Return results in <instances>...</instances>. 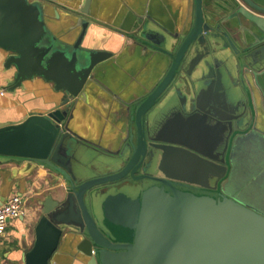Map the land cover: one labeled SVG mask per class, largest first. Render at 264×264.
<instances>
[{"label": "water", "instance_id": "obj_1", "mask_svg": "<svg viewBox=\"0 0 264 264\" xmlns=\"http://www.w3.org/2000/svg\"><path fill=\"white\" fill-rule=\"evenodd\" d=\"M91 2L70 13L65 33H81L69 42L50 34L45 6L0 0V48L16 68L11 90L38 75L62 94L46 114L0 122V156L36 161L66 183L36 211L22 264H55L62 241L82 264H264V214L240 199L264 212V134L256 126L264 4L196 0L194 23L178 30L142 21L136 39L168 69L138 93L115 96L127 126L111 150L71 127L113 56L83 45L91 23L77 15H90Z\"/></svg>", "mask_w": 264, "mask_h": 264}, {"label": "crops", "instance_id": "obj_2", "mask_svg": "<svg viewBox=\"0 0 264 264\" xmlns=\"http://www.w3.org/2000/svg\"><path fill=\"white\" fill-rule=\"evenodd\" d=\"M45 6L50 34L60 40L74 42L81 27L65 33L73 24L70 13L82 7L84 0H29ZM264 4V0H256ZM209 0H205V5ZM77 14V13H76ZM90 21L83 45L106 49L113 56L106 60L98 77L100 85L89 84L87 96L74 110L71 127L87 140L108 149H117L127 126L126 111L115 96L134 95L145 85L159 81L168 69V61L158 53L145 49L136 36L140 23L153 17L174 30L193 24L196 0H92L90 15L78 14ZM151 22V21H150ZM153 23L151 22V25ZM12 53L0 48V122L20 123L28 115L46 114L62 97L55 83L34 76L11 90L16 73L6 67ZM111 91V94L109 93ZM258 102L257 130L264 134V76L256 87ZM56 187L64 193V178L48 167L30 160L0 156V205L12 194L24 199L25 214L11 219L0 236V264H22L23 254L36 238V211L47 197L58 199ZM55 264H82L69 241H62L55 255Z\"/></svg>", "mask_w": 264, "mask_h": 264}, {"label": "built area", "instance_id": "obj_3", "mask_svg": "<svg viewBox=\"0 0 264 264\" xmlns=\"http://www.w3.org/2000/svg\"><path fill=\"white\" fill-rule=\"evenodd\" d=\"M5 89L0 90V94L4 95ZM24 199L19 194H12L9 198L0 205V236L6 232L8 222L11 219H16L24 216Z\"/></svg>", "mask_w": 264, "mask_h": 264}, {"label": "flooded vegetation", "instance_id": "obj_4", "mask_svg": "<svg viewBox=\"0 0 264 264\" xmlns=\"http://www.w3.org/2000/svg\"><path fill=\"white\" fill-rule=\"evenodd\" d=\"M173 183H174V185H175L177 188L182 189V190H190V191H192V192H194V193H197V194H203V193L211 194L210 191H201V190L196 189V188H194V187H189V186H187V185H185V184H181V183H178V182H173ZM158 184L160 185V183H158ZM166 190H169V188H166ZM211 195H212V194H211Z\"/></svg>", "mask_w": 264, "mask_h": 264}, {"label": "rangeland", "instance_id": "obj_5", "mask_svg": "<svg viewBox=\"0 0 264 264\" xmlns=\"http://www.w3.org/2000/svg\"><path fill=\"white\" fill-rule=\"evenodd\" d=\"M212 195H215V193H211ZM240 199H242L243 201L249 203L252 205V207L258 211H260L261 213L264 214V212L257 206L256 202H254L252 199L250 198H243V197H240Z\"/></svg>", "mask_w": 264, "mask_h": 264}]
</instances>
